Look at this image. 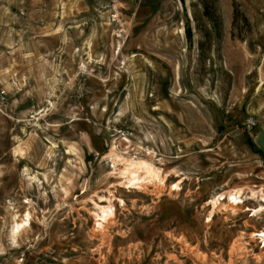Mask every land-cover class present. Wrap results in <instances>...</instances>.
Segmentation results:
<instances>
[{
	"label": "rangeland",
	"instance_id": "obj_1",
	"mask_svg": "<svg viewBox=\"0 0 264 264\" xmlns=\"http://www.w3.org/2000/svg\"><path fill=\"white\" fill-rule=\"evenodd\" d=\"M258 233L264 0H0V264H264Z\"/></svg>",
	"mask_w": 264,
	"mask_h": 264
},
{
	"label": "bare ground",
	"instance_id": "obj_2",
	"mask_svg": "<svg viewBox=\"0 0 264 264\" xmlns=\"http://www.w3.org/2000/svg\"><path fill=\"white\" fill-rule=\"evenodd\" d=\"M124 165H125V167L121 171L120 174L126 179V183L127 184H130L131 186L133 185L136 188H143L144 186H142V183H145V182L149 183V182H151L153 180L158 179V177H159V172L151 164H149V163H147L145 161L126 160ZM142 171L146 173L147 177H142L140 175V172H142ZM147 178H149V181H145V179H147ZM31 179H35L36 180V177H32ZM229 198H230L229 199V203H230L229 205L230 206L232 205L233 210L236 211L237 209L235 207H238V205L242 203L241 197L238 195V193H233V194L229 195ZM220 199H222L224 201L225 198L223 197V195H220L218 197V200H220ZM212 203H213V206L215 208L216 204H217V201H215V202L213 201ZM99 208H100V210L102 211V214H103V216L101 218L103 223L106 222L108 220V218H110V217L115 215L112 206L99 207ZM29 218H30V216H29ZM103 223H101L99 225L102 226ZM21 224H17L16 225L14 232H19V230L22 227H24V225L23 224L21 225ZM257 235L263 237L264 233H258Z\"/></svg>",
	"mask_w": 264,
	"mask_h": 264
},
{
	"label": "built area",
	"instance_id": "obj_3",
	"mask_svg": "<svg viewBox=\"0 0 264 264\" xmlns=\"http://www.w3.org/2000/svg\"><path fill=\"white\" fill-rule=\"evenodd\" d=\"M246 126H247L249 129H253V128L256 126V121H255L253 118H249V119H247V121H246Z\"/></svg>",
	"mask_w": 264,
	"mask_h": 264
}]
</instances>
